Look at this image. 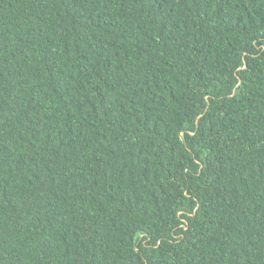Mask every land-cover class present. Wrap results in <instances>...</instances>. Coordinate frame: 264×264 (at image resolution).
Returning a JSON list of instances; mask_svg holds the SVG:
<instances>
[{"label": "trees", "instance_id": "obj_1", "mask_svg": "<svg viewBox=\"0 0 264 264\" xmlns=\"http://www.w3.org/2000/svg\"><path fill=\"white\" fill-rule=\"evenodd\" d=\"M0 264H264V0H0Z\"/></svg>", "mask_w": 264, "mask_h": 264}]
</instances>
